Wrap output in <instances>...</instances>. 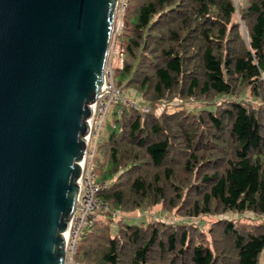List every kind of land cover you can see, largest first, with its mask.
Returning <instances> with one entry per match:
<instances>
[{"label": "trees", "instance_id": "16d2710c", "mask_svg": "<svg viewBox=\"0 0 264 264\" xmlns=\"http://www.w3.org/2000/svg\"><path fill=\"white\" fill-rule=\"evenodd\" d=\"M248 1L242 12L248 28L244 38L233 20L237 12L233 0H131L119 36L124 67L115 72L116 84L134 88L154 103L175 93L230 95L249 85L264 96V0ZM149 113L126 107L98 144L96 171L110 182L101 197L111 209L130 211L163 202L175 186L179 158L172 152L174 135L171 127L159 122L173 114L150 118ZM208 115L212 126L225 130L233 145L222 150L215 141V155L199 159L210 140L205 145L203 140L189 142L191 153L180 162L200 179L196 188L185 190L198 197L189 213L264 215V114L231 99L219 114L209 111ZM208 163L214 166L203 168ZM183 193L168 205L175 207L177 199L185 202ZM103 216L78 242L75 256L83 264H217L214 250L198 242L191 229H171L163 237L157 228L124 223L112 235L106 222L97 231ZM224 222L223 231L232 236L235 246L232 260L225 264H259L264 224L242 229Z\"/></svg>", "mask_w": 264, "mask_h": 264}, {"label": "water", "instance_id": "95a60500", "mask_svg": "<svg viewBox=\"0 0 264 264\" xmlns=\"http://www.w3.org/2000/svg\"><path fill=\"white\" fill-rule=\"evenodd\" d=\"M119 0H0V264H66Z\"/></svg>", "mask_w": 264, "mask_h": 264}, {"label": "rangeland", "instance_id": "374dc122", "mask_svg": "<svg viewBox=\"0 0 264 264\" xmlns=\"http://www.w3.org/2000/svg\"><path fill=\"white\" fill-rule=\"evenodd\" d=\"M237 7V12L233 17V20L239 23L240 31L244 38L248 37V28L242 19V12L248 6V0H233ZM131 0H124L125 8L122 10V3L118 6L115 18V30L112 33V41L110 45V54L107 59L106 68L108 71L113 72L115 80V72L117 74L118 67L122 69L124 67V48L120 43V33L124 25L126 24V15ZM131 12V10H130ZM241 35V34H240ZM126 63V62H125ZM106 72V71H105ZM264 83V77H263ZM116 88L121 89L125 99L131 103L140 105L137 106L136 110L143 111L145 113L150 112L156 116H150V118H160L162 114H173L171 119H163L159 122L165 127H171L169 131L174 135L172 152L177 155L175 159L174 168V183L166 195V199L163 202L145 206L141 209H134L130 211L116 210L112 208V211H101L96 214L95 224L99 216L102 220L97 231L100 232L103 228V223H109L111 226L110 233L117 235L122 224H132L135 226L147 228H157L166 237L167 233L171 229L179 228V231H185L191 229L193 234L195 233L198 242L205 246L211 247L217 255V264H225L232 260L234 256V241L232 236H229L227 232L223 231L224 221H232L237 227L251 229L256 225L264 224V215L257 214L252 211L239 213L235 211L229 212H212V213H200L190 214V211L195 210L194 203L198 198L194 191H185L190 188H196L199 185L200 179L196 173H192L189 169L182 165L180 160L190 154L189 142H196L203 140L204 145L208 142V146L204 147L199 153V159H208L215 155L216 148L218 145L214 144L216 141L222 146V150H231L233 145L232 139L225 130H219L212 126L208 112L212 111L219 114L220 111L227 107L228 102L231 99L242 101L246 104H250L252 107L259 109L264 114V96L261 94L254 93L251 86L245 88L240 87L237 89L235 94H215L213 92L207 95H197L193 97H182L178 93L171 95L169 99H163L159 102L154 103L150 99H147L142 93L137 92L136 89L131 87H124L125 85L118 86ZM264 89V87H263ZM144 97H143V96ZM154 103V104H153ZM130 105V104H127ZM150 107L149 110L143 108ZM118 104L113 103L106 115L105 121L103 122L97 136L91 137L88 160L93 156V166L96 171L95 158L97 154V148L99 142L102 143L103 138L106 137L107 133L111 131V124L114 119L120 118L121 115L116 114L118 111ZM132 108V107H131ZM113 110V111H112ZM123 113V112H122ZM192 137L191 141L187 140L186 137ZM203 138V139H201ZM219 144V145H220ZM104 160V155L101 154L99 161ZM214 166V163H208L203 168H209ZM203 171H206V170ZM98 176V173H97ZM99 181L103 182V179ZM107 182V181H105ZM109 184V182H107ZM185 191V192H184ZM184 192V193H183ZM101 193L99 196L101 197ZM183 193L186 197V201L182 202L177 199V205L170 207L168 202L175 196ZM183 203V204H182ZM111 217V218H110ZM79 219V218H78ZM94 224V225H95ZM124 224V225H125ZM146 227V228H145ZM94 229V227H93ZM92 229V230H93ZM91 230V231H92ZM90 231V232H91ZM159 254V253H158ZM160 256V255H159ZM71 261L76 262L78 259L76 256L69 254L68 256ZM67 257V260L69 261ZM164 259H168L165 258ZM160 260H162L160 256ZM80 263L79 261H77ZM155 262V260H154ZM156 263V262H155ZM66 264H71L66 261ZM259 264H264V250L259 258Z\"/></svg>", "mask_w": 264, "mask_h": 264}, {"label": "built area", "instance_id": "2783aa9c", "mask_svg": "<svg viewBox=\"0 0 264 264\" xmlns=\"http://www.w3.org/2000/svg\"><path fill=\"white\" fill-rule=\"evenodd\" d=\"M120 3H122V10H124V0H119L118 6ZM113 30H115V23ZM113 103H117L119 106L118 111L116 112L118 115H121L126 107L136 108L137 106H140L125 99L122 90L116 88L112 70L108 71L106 68L103 88L97 98V101L95 102L93 118L90 120V132L88 134L89 145L91 137L97 136L103 122L105 121L109 108ZM143 108L145 110L150 109V107L145 106H143ZM89 148L87 155L82 162L83 172L80 178L79 203L73 214L67 233L66 261L71 264H83L81 262L78 263L77 261L79 260L76 262L71 261L68 256L69 254H74V256L76 255L78 242L93 229L96 214L101 211H112L109 203L104 198L99 196L100 192H104L109 189L110 182L108 184V181H99L93 166L94 155L90 160H88ZM67 257L69 261L67 260Z\"/></svg>", "mask_w": 264, "mask_h": 264}, {"label": "bare ground", "instance_id": "6f19581e", "mask_svg": "<svg viewBox=\"0 0 264 264\" xmlns=\"http://www.w3.org/2000/svg\"><path fill=\"white\" fill-rule=\"evenodd\" d=\"M135 103V102H134ZM113 111V110H112ZM78 203H79V200H78Z\"/></svg>", "mask_w": 264, "mask_h": 264}]
</instances>
